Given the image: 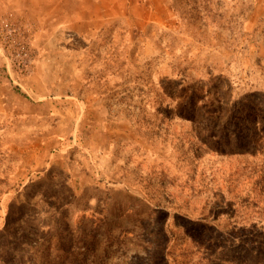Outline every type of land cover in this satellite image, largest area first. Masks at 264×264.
<instances>
[{"label": "rangeland", "instance_id": "rangeland-1", "mask_svg": "<svg viewBox=\"0 0 264 264\" xmlns=\"http://www.w3.org/2000/svg\"><path fill=\"white\" fill-rule=\"evenodd\" d=\"M97 1L0 22V264H264V0Z\"/></svg>", "mask_w": 264, "mask_h": 264}, {"label": "crops", "instance_id": "crops-1", "mask_svg": "<svg viewBox=\"0 0 264 264\" xmlns=\"http://www.w3.org/2000/svg\"><path fill=\"white\" fill-rule=\"evenodd\" d=\"M33 1H36L39 3L41 8H50L53 11H57L58 15L60 13H63V5H70L71 10L74 9L71 12V21H73L74 28H78L82 30L81 25H85L84 22H87V25L92 26V23L95 20H99V11L97 7L94 9V5H98L97 0H0V22L4 21L5 17H9L8 15H14L17 11L26 12L28 10V13L32 12L30 9V6L33 5ZM86 4L91 6L89 9V12H84L82 6ZM81 7L79 8V6ZM56 6V7H55ZM20 7L22 9H20ZM18 8V10H16ZM16 10V11H15ZM20 13V12H18ZM51 17L54 15L53 13L50 14ZM93 28H91L92 30Z\"/></svg>", "mask_w": 264, "mask_h": 264}, {"label": "built area", "instance_id": "built-area-1", "mask_svg": "<svg viewBox=\"0 0 264 264\" xmlns=\"http://www.w3.org/2000/svg\"><path fill=\"white\" fill-rule=\"evenodd\" d=\"M20 31V26L16 25L15 23H5L0 28V35L3 38L4 44L3 49L14 56L18 68L21 66L26 67L28 65L27 51L25 50V46L20 44L22 47L19 49L13 47V44L16 40V35L19 34Z\"/></svg>", "mask_w": 264, "mask_h": 264}, {"label": "trees", "instance_id": "trees-1", "mask_svg": "<svg viewBox=\"0 0 264 264\" xmlns=\"http://www.w3.org/2000/svg\"><path fill=\"white\" fill-rule=\"evenodd\" d=\"M257 246L259 248L257 250L256 259L258 260L260 259L262 261V259H264V229H263V233H261L259 236V240L257 241ZM239 264H248V263L245 260H243Z\"/></svg>", "mask_w": 264, "mask_h": 264}]
</instances>
